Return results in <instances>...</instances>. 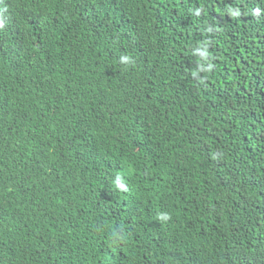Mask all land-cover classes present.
<instances>
[{"label":"trees","instance_id":"trees-1","mask_svg":"<svg viewBox=\"0 0 264 264\" xmlns=\"http://www.w3.org/2000/svg\"><path fill=\"white\" fill-rule=\"evenodd\" d=\"M0 264H264V0H0Z\"/></svg>","mask_w":264,"mask_h":264}]
</instances>
